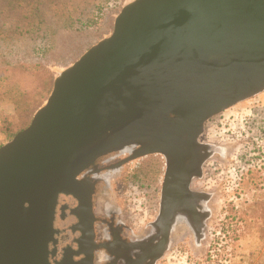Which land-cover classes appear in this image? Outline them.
<instances>
[{"label": "water", "instance_id": "95a60500", "mask_svg": "<svg viewBox=\"0 0 264 264\" xmlns=\"http://www.w3.org/2000/svg\"><path fill=\"white\" fill-rule=\"evenodd\" d=\"M264 89V0H132L0 144V264H50L59 193L106 152L191 159L204 121ZM56 264H91L63 257Z\"/></svg>", "mask_w": 264, "mask_h": 264}, {"label": "rangeland", "instance_id": "374dc122", "mask_svg": "<svg viewBox=\"0 0 264 264\" xmlns=\"http://www.w3.org/2000/svg\"><path fill=\"white\" fill-rule=\"evenodd\" d=\"M94 1L54 0L52 4L59 7L56 14L68 8L70 14L77 17L87 8L86 3ZM130 1L122 0V5ZM38 14L34 12L32 19ZM113 21L103 24L97 37L83 39L85 45L81 53L108 36ZM82 33L85 32L78 35ZM31 40L22 37L17 42L25 45ZM78 56L66 62L46 64L53 79ZM12 112L11 105L0 102V144L14 134L8 135L5 130L10 127V118L5 115L9 113L13 117ZM198 140L204 144L206 156L201 176L194 178L193 186L207 195L208 215L201 237L197 241L193 237L186 238L188 246L182 248L181 253H171L167 264H264V89L206 119ZM158 160L159 156L151 153L135 157L125 166L128 169L125 177L130 184L124 197L132 203L134 212L137 211L135 205L142 206L145 188L157 183Z\"/></svg>", "mask_w": 264, "mask_h": 264}, {"label": "flooded vegetation", "instance_id": "af4514ba", "mask_svg": "<svg viewBox=\"0 0 264 264\" xmlns=\"http://www.w3.org/2000/svg\"><path fill=\"white\" fill-rule=\"evenodd\" d=\"M126 149L99 155L77 174L72 192L59 193L50 264L65 256L91 264H167L171 253L188 246L186 238L201 237L207 195L193 180L201 176L203 160L200 175H190L186 185L193 161L176 165L154 153L159 156L157 183L145 188L142 206L135 205L134 212L124 197L130 184L125 166L134 159L129 157L134 147Z\"/></svg>", "mask_w": 264, "mask_h": 264}, {"label": "trees", "instance_id": "16d2710c", "mask_svg": "<svg viewBox=\"0 0 264 264\" xmlns=\"http://www.w3.org/2000/svg\"><path fill=\"white\" fill-rule=\"evenodd\" d=\"M53 2L0 0V102L13 109V117L5 115L10 118V127L4 128L8 135L24 128L46 98L53 81L46 64L73 60L85 45L83 39L97 37L101 33L98 29L107 22L111 24L122 5V0H95L86 3L87 8L74 17L68 8L56 14L59 7ZM34 12L39 14L32 19ZM51 14L56 16L48 19ZM22 37L32 40L21 45L17 40Z\"/></svg>", "mask_w": 264, "mask_h": 264}, {"label": "bare ground", "instance_id": "6f19581e", "mask_svg": "<svg viewBox=\"0 0 264 264\" xmlns=\"http://www.w3.org/2000/svg\"><path fill=\"white\" fill-rule=\"evenodd\" d=\"M131 148H132V147H128L127 149H129V150H130ZM127 149H126V150H127Z\"/></svg>", "mask_w": 264, "mask_h": 264}]
</instances>
